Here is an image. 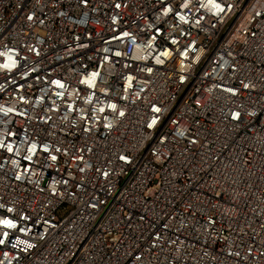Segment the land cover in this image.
Wrapping results in <instances>:
<instances>
[{
	"label": "built area",
	"instance_id": "2783aa9c",
	"mask_svg": "<svg viewBox=\"0 0 264 264\" xmlns=\"http://www.w3.org/2000/svg\"><path fill=\"white\" fill-rule=\"evenodd\" d=\"M0 264H264V0H0Z\"/></svg>",
	"mask_w": 264,
	"mask_h": 264
}]
</instances>
